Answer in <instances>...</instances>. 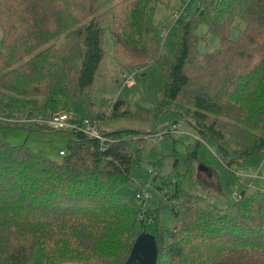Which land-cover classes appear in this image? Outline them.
I'll return each mask as SVG.
<instances>
[{"label":"trees","instance_id":"1","mask_svg":"<svg viewBox=\"0 0 264 264\" xmlns=\"http://www.w3.org/2000/svg\"><path fill=\"white\" fill-rule=\"evenodd\" d=\"M160 1L0 0V116L15 119L0 120V128L43 129L24 119L49 114L51 88L64 86L79 105L77 120L95 124L102 137L56 130L67 136L59 159L0 138V264H122L134 221L144 225L156 217L157 205L144 206L150 197L117 192L130 181V164L140 162L156 131L101 129L108 117L139 115L115 99L107 116L89 99L105 32L134 61L159 64L156 111L173 108L199 139L213 138L225 168L264 152V0H199L179 24L175 53L160 49V26L153 18ZM235 20L243 25L231 39ZM199 22L219 40L212 51L194 49ZM161 131L162 137L170 128ZM199 142L186 147L182 174L189 175L188 187L177 177L171 191L168 181L156 186L175 223L156 225L154 264H264V191H242L217 205L205 190H193L199 180L190 171Z\"/></svg>","mask_w":264,"mask_h":264},{"label":"rangeland","instance_id":"2","mask_svg":"<svg viewBox=\"0 0 264 264\" xmlns=\"http://www.w3.org/2000/svg\"><path fill=\"white\" fill-rule=\"evenodd\" d=\"M199 5V0H162L155 5L153 18L160 26L162 52L175 53L179 24L192 15ZM242 25L243 22L234 21L229 28L231 39L236 38L237 30ZM193 33L199 37L194 44L196 52L204 53L218 47L217 36L207 32L205 23H197ZM102 48L103 55L97 69L98 73L89 90L92 106H95L94 109H104L108 116L111 102L121 99L125 102L123 109L139 117H108L102 122L101 129L127 128L144 132L156 131V135L147 139L140 162L130 164L128 171L130 181L117 188L119 194L127 197L134 198L137 193L150 197L152 204L151 201H144V206L147 208L151 205L158 206L156 217L152 218L151 222L146 221L144 225H141L140 221H134L132 226L134 237L141 231L154 235L157 224L170 227L175 223L169 206L163 203L156 186L161 185L162 181H168L167 185L170 186L171 191L174 189V179L177 177L180 179L182 188L188 187L189 175L182 174L186 168V147L195 144L197 139L200 142L197 147V157L191 164L190 177L197 176L199 182L195 188H192L193 190H205L203 193L207 200L217 205H222L225 200L236 199V195L242 191L254 192L257 195L264 191V152L249 153L241 157L239 163L233 164L231 169L225 168L217 158L218 147L213 138L206 136L204 139H199L189 123L173 108L163 113L156 111L161 100L162 84V69L157 62L146 61L145 58L139 57L134 61V55H129L128 51H120L115 47L107 32L103 34ZM124 72H129L132 81L130 86L123 83ZM48 96L51 110H65L71 114L73 120L79 118V105L76 101L68 99L67 89L64 86L51 88ZM143 112L147 114L142 115ZM173 125L175 129H171ZM166 127L170 128V133L160 137L161 130ZM0 138L10 145H22L48 159H59L57 152L65 150L67 143V136L61 131L45 128L27 130L22 126L0 128ZM158 159L161 163H152ZM199 166L204 167V170H200ZM167 185L164 184L163 189ZM141 198L135 199L138 204ZM136 208L134 206L133 210ZM62 264L81 263L64 262Z\"/></svg>","mask_w":264,"mask_h":264},{"label":"built area","instance_id":"3","mask_svg":"<svg viewBox=\"0 0 264 264\" xmlns=\"http://www.w3.org/2000/svg\"><path fill=\"white\" fill-rule=\"evenodd\" d=\"M122 76L124 77L123 83L127 86H130L132 84V81L130 80L129 72H124ZM0 120L5 122L15 121V119L4 118L1 116H0ZM24 120L31 121L33 123L40 125V127L48 128L52 130L75 128L77 130L82 131L83 133H87L93 137L102 139V137L98 134L99 132L97 131V127L95 124H93L92 122H90L85 118H80L79 120H76L75 123H73L71 122L72 120L71 115L67 113L65 110H61V109L52 110L45 117H38V118L24 119ZM171 129H175L174 125L171 127ZM58 154L61 155L62 151H58ZM140 195L142 196V194Z\"/></svg>","mask_w":264,"mask_h":264},{"label":"water","instance_id":"4","mask_svg":"<svg viewBox=\"0 0 264 264\" xmlns=\"http://www.w3.org/2000/svg\"><path fill=\"white\" fill-rule=\"evenodd\" d=\"M198 168L204 170L202 166ZM156 254L154 236L141 231L133 238L129 253L122 264H154Z\"/></svg>","mask_w":264,"mask_h":264},{"label":"crops","instance_id":"5","mask_svg":"<svg viewBox=\"0 0 264 264\" xmlns=\"http://www.w3.org/2000/svg\"><path fill=\"white\" fill-rule=\"evenodd\" d=\"M52 111V110H51ZM62 264V263H61Z\"/></svg>","mask_w":264,"mask_h":264}]
</instances>
